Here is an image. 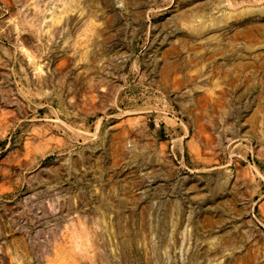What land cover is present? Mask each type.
Listing matches in <instances>:
<instances>
[{"label": "rangeland", "instance_id": "374dc122", "mask_svg": "<svg viewBox=\"0 0 264 264\" xmlns=\"http://www.w3.org/2000/svg\"><path fill=\"white\" fill-rule=\"evenodd\" d=\"M0 264H264V0H0Z\"/></svg>", "mask_w": 264, "mask_h": 264}]
</instances>
